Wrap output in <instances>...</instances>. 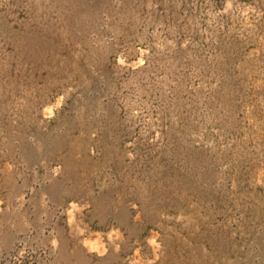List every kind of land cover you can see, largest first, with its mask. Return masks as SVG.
Here are the masks:
<instances>
[{
	"label": "rangeland",
	"instance_id": "1",
	"mask_svg": "<svg viewBox=\"0 0 264 264\" xmlns=\"http://www.w3.org/2000/svg\"><path fill=\"white\" fill-rule=\"evenodd\" d=\"M0 264H264V0H0Z\"/></svg>",
	"mask_w": 264,
	"mask_h": 264
}]
</instances>
